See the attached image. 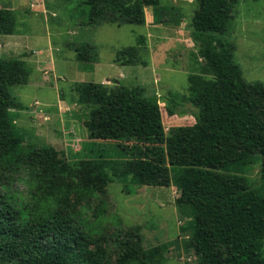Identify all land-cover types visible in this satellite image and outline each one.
<instances>
[{"label":"trees","instance_id":"1","mask_svg":"<svg viewBox=\"0 0 264 264\" xmlns=\"http://www.w3.org/2000/svg\"><path fill=\"white\" fill-rule=\"evenodd\" d=\"M239 0H197L191 16V37L212 77L190 74L188 95L156 92L128 86L76 83V101L87 109L83 126L92 140L117 141L124 160H81L65 166L51 147H24L14 131L12 109L24 110L10 87L25 85L31 66L20 56L0 58V264H104L91 246L97 241L91 229L71 215L43 213L32 203L22 206L3 191L13 177L26 174L38 184L53 185L64 176L77 178L82 187L100 192L107 183L127 178L137 185L174 186L178 203L188 192L204 202L192 205L190 237L184 246L199 258L198 264H264V82H247L233 61L231 45L219 35L231 26ZM83 25L145 23L144 8H153L154 23L173 21L160 0H82ZM16 33V15L0 8V35ZM219 36V37H218ZM79 63H98L95 47L72 46ZM145 38L116 51L120 66H147ZM159 102L168 116L196 109L192 129L164 147L165 134ZM132 142L131 146L119 143ZM260 157L262 189H251L243 175L253 156ZM60 164V166H58ZM32 192V200H41ZM44 210V207H40ZM187 231V229H184ZM140 227L113 233L117 264H155L160 246L144 250Z\"/></svg>","mask_w":264,"mask_h":264},{"label":"rangeland","instance_id":"2","mask_svg":"<svg viewBox=\"0 0 264 264\" xmlns=\"http://www.w3.org/2000/svg\"><path fill=\"white\" fill-rule=\"evenodd\" d=\"M82 0H0V8L16 15V33L0 35V58L20 56L31 66L25 85L10 87V93L24 110L12 109L14 131L24 147H51L65 166L81 160H124L117 141L92 140L83 126L87 109L76 101L71 90L76 83L95 82L114 85L113 80L128 86H140L158 96L166 90L188 95L190 74L212 77L199 43L191 37V16L197 0H160L171 10L173 21L154 23L153 8H144L142 26L112 24L83 25ZM145 38L147 66H120L114 63L116 51L134 46L136 37ZM231 45L232 61L247 82H264V0H239L232 11L231 26L219 35ZM218 36V37H219ZM95 47L98 63L75 59L73 45ZM165 134L164 147L192 129L196 109L186 105V114L168 116L159 102ZM131 146L132 142L119 143ZM260 157L255 155L244 171L251 189H262ZM60 166V164L58 165ZM26 174L12 178L3 191L21 206L32 203L43 213L71 215L91 229L97 241L92 245L104 264H117L113 233L118 229L140 227L144 250L160 246L162 258L155 264H198L199 258L184 244L190 237L191 207L204 202L196 192H188L178 203L180 190L174 186L151 187L134 184L130 178L113 180L100 192L82 187L79 180L64 174L49 184L35 183ZM37 200H32V192ZM40 207H44V210ZM187 229V231H184ZM264 252V239H263ZM36 264H44L38 261Z\"/></svg>","mask_w":264,"mask_h":264}]
</instances>
